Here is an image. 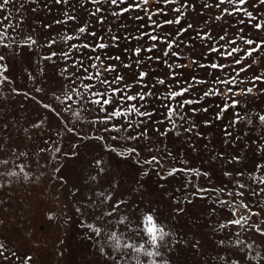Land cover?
Returning a JSON list of instances; mask_svg holds the SVG:
<instances>
[{
	"label": "rangeland",
	"instance_id": "rangeland-1",
	"mask_svg": "<svg viewBox=\"0 0 264 264\" xmlns=\"http://www.w3.org/2000/svg\"><path fill=\"white\" fill-rule=\"evenodd\" d=\"M133 2L128 0V4ZM135 2L139 7L122 16H112V11H119L117 6L96 5L90 0H83V7L78 0H69L68 4L63 0L59 4L55 0H10L0 8V31H6L8 37L3 45H11H0V56L4 57L0 60V264H264V193L260 192L264 184L258 183L264 178V169L257 167L264 164V124L259 121V116L264 115V82L252 83L254 75L264 74V52L253 53L246 60L244 53H236L234 56L242 60L237 65L233 57L211 50L224 45L221 50L226 53L231 47L225 42L229 39L237 41L236 47L248 49L251 46L243 44L242 35L264 41V28L254 27L256 22H264V4L246 0L241 7L257 18L250 20L230 5L215 7L219 0H178L167 5L163 0ZM97 6L105 9L99 14L103 22L89 15ZM176 7H180V13L172 10ZM226 7L235 14H224L222 9ZM161 8L166 17L152 15L149 20L144 11L152 14ZM65 12L76 16V20H67ZM217 15L222 19L216 20ZM137 16L143 19H135ZM176 17L181 18L180 24L154 30L152 21L164 24L165 18ZM58 20L67 22L56 23ZM189 24L192 27L183 31ZM83 25L96 36L79 33L77 29ZM145 32L161 39H133ZM65 34L80 39L65 42L61 39ZM222 35L224 41L219 39ZM113 36L120 39L112 40ZM165 40L172 41L171 48ZM85 42L109 46L92 52L81 47ZM151 45H156L152 52L143 50ZM136 47L142 48L140 57L133 56ZM164 50L169 51L167 57L162 56ZM54 52L56 55H52ZM62 52L70 53V58L66 60ZM90 55H98L100 60H90ZM49 56L52 58L46 59ZM149 56L161 59L149 60ZM137 59L143 63L136 64ZM81 60L84 67H96L84 72ZM213 63L225 67L212 69ZM169 64L183 75L173 80ZM178 64L186 66L176 68ZM249 64L251 67H247ZM109 65L116 71H106ZM242 67L247 70L237 73ZM141 70L149 73L150 78H145L149 86L159 79L166 80V85L156 84L152 89L158 95H166L167 89L187 87L192 77L207 83L195 84L184 97H177L200 101L179 110L183 120L179 116L173 118L174 123L166 119L163 105L170 103L176 108L175 100L150 98L154 120L135 115L121 117L109 121L105 131L104 124L92 123L105 113L95 105H84L76 94L85 92L81 81L72 84L69 79L73 72L77 76L99 72V79L83 83L103 92L106 86L100 80L111 82L122 75L125 79L121 85H132L131 94H135L148 90L141 87L145 81L134 82ZM218 79L235 83L219 84L215 82ZM116 87L107 86L109 95ZM249 87L253 88L251 94L246 92ZM210 90L223 94L204 97L203 92ZM121 95L118 92L115 100L124 104ZM229 95L228 103L236 101V107L216 120L217 105H223ZM68 96L73 100L69 101ZM133 103L137 102L128 101L127 105ZM202 107L209 111H199ZM233 120L236 123L229 127ZM189 128L191 131L185 130ZM225 128L231 136H225ZM142 131L146 133L143 136ZM129 148L137 149L140 155L129 156ZM153 157L159 163L144 162ZM172 169L185 171L168 177ZM187 169H197L202 174L197 176ZM145 172L149 175L145 176ZM225 172L231 175L225 176ZM239 184L245 187L241 189ZM253 191L258 194L253 195ZM241 192L243 196L238 195ZM242 203L260 214L252 216L241 207ZM109 212L112 215H107ZM146 215L171 233L158 247L160 257L148 256L143 249L137 254L123 245L117 250L105 242V233L113 230L124 234L129 242L147 240L142 231ZM242 216L249 217L243 227L229 223ZM89 224L100 227L101 234L95 235L88 229ZM222 224L227 227L222 228ZM149 251L153 249L149 247Z\"/></svg>",
	"mask_w": 264,
	"mask_h": 264
},
{
	"label": "snow or ice",
	"instance_id": "snow-or-ice-1",
	"mask_svg": "<svg viewBox=\"0 0 264 264\" xmlns=\"http://www.w3.org/2000/svg\"><path fill=\"white\" fill-rule=\"evenodd\" d=\"M62 0H55V3L59 4L61 3ZM78 2L81 4V7H83V0H78ZM91 3H94L96 5H103L105 3L107 4H111V5H114V6H117L119 8V11H112V16H122L124 13L126 12H129V11H132L134 8H138L139 7V4L135 2L132 3V4H128V0H90ZM159 2V0H158ZM175 3V2H178V0H163V3L165 5H167L168 3ZM10 3V0H3V4L0 5V8L3 7V5H7ZM63 3L65 4H68L69 3V0H63ZM143 3L144 4H147L148 3V0H143ZM246 3V0H219L218 3H216L214 6L215 7H220L221 5H224V4H227V5H230L232 8L235 9V11H241L243 12L244 15H246L250 20H256L257 18L253 15V13L251 11H247L245 9H243L241 6H243L244 4ZM259 3L261 4H264V0H259ZM121 4L125 5L124 7H119ZM184 7H186L187 5H182ZM206 7H212L213 5H205ZM174 12H177V13H180L181 9L180 7H176V8H173L172 9ZM102 11H105V9L101 6H97L95 8V11L94 12H91L89 13V15L91 16H94L96 17L97 21L99 22H103L101 21V17L99 16V14L102 12ZM145 11V14L148 15V19L151 20L152 19V15H159V14H164L165 17L167 16V13L165 12V9L164 8H161L159 9V11L157 13H152V14H148V11L147 9H144ZM222 12L226 15H229V16H232L234 15V11L230 10L229 8H223L222 9ZM65 16L67 17V20H76V16H73V15H70L68 12H65ZM181 16H182V13H181ZM5 19H7V17H5ZM135 19H138V20H142L143 17L141 16H137L135 17ZM216 20H220L222 19V16L221 15H217L215 17ZM67 20H58L56 21V23H66ZM181 22V18L180 17H176L174 19H167L165 18L164 20V24H160L158 21H152L153 25H154V30L155 28H163L164 25H171V24H180ZM240 23L243 24L244 21L243 20H240ZM192 25H187V28H184L183 31H187L188 28H191ZM254 27L257 29V30H260L262 28H264V22H256L254 24ZM77 31L81 34H89L91 36H96V33L95 32H89V29L87 27V25H83V26H80ZM111 31V30H109ZM241 32H243V29H240ZM168 35H171V34H168ZM147 36L149 39L151 40H159L161 39L160 37L156 36V35H151L147 32L145 33H141L140 36H137V37H133V39H136V40H140V39H143V37ZM7 35H6V31H0V45L2 46H5V47H10L11 45L8 44V45H3V41L5 39H7ZM210 38V37H208ZM61 39L65 40V42H68V41H73V40H79L80 37H76L74 35H68V34H65L63 37H61ZM99 41H102L103 40V37H98L97 38ZM112 40H119L120 37L119 36H113L111 37ZM220 40L224 41L225 40V36H220L219 37ZM240 39L243 41V44L244 45H247V46H251L249 47L248 49H243V48H238L236 47L235 45L237 44V41L235 39H229L227 41H225L227 44L231 45L230 48H228L226 50V53L224 51H222L221 49L224 48V45H221L219 48H213L211 49L212 51L214 52H217L219 53L220 55H225L228 56V57H233V62L237 65H240L242 64V60L240 58H236L234 56V54L236 53H244V59L246 60L247 58L249 57H252L253 56V53H261V52H264V41H261V42H258L256 41L255 39H252V38H246L245 36H241ZM32 43H35V41L33 40ZM54 43V41H53ZM165 43L167 44L168 48H171L172 47V41L171 40H165ZM177 44L179 43V41L176 42ZM109 45L103 43V42H99L97 44H89V43H83L81 45V47H83L84 49H91L92 52H95L97 49H105L107 48ZM49 47H51V45H49ZM156 48V45H151L149 47H147L146 49H143L144 51H148V52H152L154 49ZM141 53H142V48L141 47H136L134 48L133 50V56L135 57H140L141 56ZM173 55H175L176 53H172ZM52 55H56V53L54 52ZM61 55L67 60L68 58H70V53H67V52H62ZM169 55V51L168 50H164L162 52V56L164 57H167ZM52 57L49 56V57H46V59H51ZM4 57L3 56H0V60H3ZM89 59H96V60H100V57L97 55L95 57H92L90 55ZM117 59H119V57H117ZM149 60H153V59H156V60H160L161 57H154V56H149L148 57ZM136 64H141L143 63V60L142 59H137L136 61ZM256 60L253 59L252 63H255ZM80 66L83 68L84 72H88L89 71V68H94L96 67L95 64H89L88 67H84V62L83 60H81L80 62ZM193 63H195V61H193ZM75 66V64H74ZM186 65H176V68H180V67H185ZM124 67L126 68H130L131 65L130 64H125ZM210 67L212 69H223L225 67V65L223 64H216V63H213L210 65ZM247 67H251V64H249ZM169 68L172 69V65L169 64ZM4 71H7V69H3ZM106 71H112V72H115L116 69L114 66H107ZM247 69L246 68H240L237 70V73H239L240 71H246ZM68 70L65 69V72H67ZM205 71H207V69H205ZM177 75H183L182 73H176L174 69H172V79L175 80L176 76ZM99 76H100V73L97 72L95 73L94 75H86V76H77V74L75 72L71 73L69 75V79L71 81L72 84H75L77 80H80L81 81V86L83 87V89L85 90V92H87V96L85 95V92H78L76 93L78 96H79V99L80 101H82V103L84 105H88V104H91V105H95L99 112L101 113H105V116L97 121H92V123H102L105 125V131L108 130L107 128V124L109 121L113 120V119H119L121 117H129V116H132V115H135V116H139V117H142V118H148V119H152L154 120L155 119V114H154V111L149 107V99L151 98L152 100H156V101H173L175 100L176 101V108H173L172 105L170 103L168 104H164V108L167 110L166 111V119L169 120V121H172L174 123V120L173 118L175 116H179V118L181 120L184 119L183 116H180L179 115V110L182 109L185 105H193V104H197L199 103V98H197L196 100H193V99H189V98H184L182 100H177V97H184V94L185 93H188L189 90L191 88L194 87L195 84H204V83H207L206 80L204 79H198L197 77H192L190 81H188V86L187 87H180L179 90H171V89H167V94L166 95H158L157 92H154L152 91L153 88L156 87V84H159V85H166V80L165 79H159L156 81V84H153L151 86H149L146 81H145V78H150L149 76V73L147 72H144V71H140V72H137L136 73V76L134 78V82L136 84H141L142 81H145L143 84H141V87L144 88V89H148L147 91H137L135 94H131V88H132V85L128 84V83H123L121 85V82L124 81V76L122 75H117L114 77V79L109 82L106 78L105 79H102L100 80V83L105 85V90L103 92L99 91V90H93L95 88L94 85H91L90 83H83V81H88V82H91L92 80L94 79H99ZM4 79H7V77H4ZM256 81H262L264 82V74H258V75H254L253 77V80H252V83L255 84ZM216 83H219V84H233L235 83L234 80H225V79H218V80H215ZM177 83H179L177 81ZM112 84H116L118 85V87L116 88H113L112 89V94L109 95L108 91H107V86H111ZM37 91H41V89H37ZM73 91L75 92L76 90L73 89ZM231 88L228 89V93H231ZM118 92H121L122 95L120 96V101H123L125 102L124 104H120L119 101H116L115 100V96ZM246 92L248 94H251L253 92V88L252 87H249L246 89ZM223 94V92H217L216 90H210V91H205L203 92V96L204 97H208V96H214V95H221ZM94 97V98H93ZM69 101H72L73 100V96H68L67 98ZM228 100H231V95L228 96L227 100H225L224 104L223 105H217L219 111H217L215 113V119L216 120H221L223 119V113H226L230 108H234L236 107V104L237 102L236 101H232L231 103H228ZM128 101H135L137 103H133V104H130V105H127V102ZM127 105V106H125ZM111 108V110H109V107ZM45 108H50L49 105H45ZM143 109V110H142ZM52 111H55V109H51ZM83 110H87V109H83ZM193 111H197L196 109H193ZM199 111H202V112H208L209 109L207 107H202L201 109H199ZM59 115V113H57ZM236 115H239V114H236ZM259 121L261 124H264V115H260L259 116ZM144 121L142 120L141 123H143ZM157 123H160V124H163L164 122L163 121H157ZM204 123L206 125L210 124V121H204ZM236 123L235 120L231 121L229 123V127H232L234 126V124ZM248 123H251V120L249 119L248 120ZM193 127H196V125H193ZM186 131H191V128L189 129H185ZM68 131L69 132H73L74 129L72 128H68ZM156 131H160L159 129H156ZM224 133H225V136H231L232 133L230 131H228L227 128H225L224 130ZM146 133L145 132H141V136L145 135ZM162 135H165L166 133H161ZM78 135V134H77ZM235 139V137H233ZM96 139H104L103 137H96ZM113 139L115 140L116 137H113ZM129 139H139V137H136V136H129ZM57 151H59V149H57ZM261 151H264V149H261ZM132 154H135L137 156L140 155V153L137 151V149L135 148H129L128 149V155L131 156ZM119 155L123 156L124 154L123 153H120ZM233 160L236 159V157H233L232 158ZM153 161H156V157H153L152 160H145L144 162L146 164H151L153 163ZM157 163H159V161H156ZM99 163V162H98ZM184 163H187L186 161ZM258 168L260 169H264V164H260V165H257ZM57 171H59V169H57ZM177 171H185V169H172L170 171H168L167 175L168 177H174L176 172ZM187 171H190L192 172L194 175H201L202 173L200 172V170H197V169H187ZM9 175H15V173H9ZM145 176L149 175L148 172H145L144 173ZM203 175L205 176H208V173L207 172H204ZM225 176H229L231 175L230 172H225L224 173ZM163 179H166V177H162ZM92 179H96V177H92ZM258 183L260 184H264V178L260 179L258 181ZM239 187L241 189H243L245 187L244 184H239ZM223 189H215V191H222ZM260 192L261 193H264V187H262L260 189ZM231 195V193H229ZM253 195H257L258 193L253 191L252 193ZM100 195H103L102 193ZM238 195H241L243 196L244 193L241 192V193H238ZM105 199H110V197H105ZM241 207L245 208V209H248L249 212H251V209L249 208V206L247 204H241ZM233 214H235V209L233 211ZM260 213L258 212H251V215L252 216H257L259 215ZM107 215H112L111 212H109ZM127 218H122L120 220V223L123 224L124 221L126 220ZM249 219V217H240L239 219H235L233 221H230L229 223H232V224H235V225H239L241 227H243L244 223L247 222V220ZM148 220H151L153 222V225H156L157 226V234L155 236V238L153 239L151 237V235H149V239L152 240V244L154 247H160L162 246L163 242L165 241V238L168 236V233L164 230V228L160 225H158L155 221H154V218L151 216V215H146L144 218H143V222H147ZM243 222V223H242ZM262 223H264V221H262ZM255 227V225H253ZM88 229L91 230L95 235L99 236L101 234V228L100 227H97V226H94L92 224H89L87 225ZM221 227H227V225L225 224H222ZM256 230L259 232L261 231L260 228H256ZM237 236H239V233H237ZM113 240H115V237L113 236L112 237ZM240 243L242 244L243 241H240ZM3 245H0V248H2ZM114 247L118 250V248L120 247L118 244H115ZM127 247L131 248L132 246L131 245H127ZM142 249H138V251H141ZM148 255H155V253H148Z\"/></svg>",
	"mask_w": 264,
	"mask_h": 264
},
{
	"label": "clouds",
	"instance_id": "clouds-1",
	"mask_svg": "<svg viewBox=\"0 0 264 264\" xmlns=\"http://www.w3.org/2000/svg\"><path fill=\"white\" fill-rule=\"evenodd\" d=\"M143 232L146 233L148 239L143 240L141 239L140 242H137L136 240H132L129 242V240L124 236V234L117 233L116 231H109L105 233L106 236V243L110 244H118L120 247L123 245L125 249H128L127 245H131V249H133L137 254L140 253L138 249H143L144 252L148 255V253H155V255H148L152 257H160L162 255L161 251L158 249V247H154L152 244V240L149 239V235L154 239L157 234V226L153 225V222L151 220H148L147 222H143ZM168 233V236L171 235L169 231H166ZM115 237V240L112 239V237ZM137 236H139V233H137ZM118 248V250L120 249ZM149 247L153 249V251H149Z\"/></svg>",
	"mask_w": 264,
	"mask_h": 264
}]
</instances>
